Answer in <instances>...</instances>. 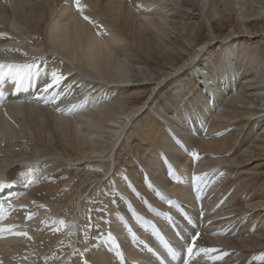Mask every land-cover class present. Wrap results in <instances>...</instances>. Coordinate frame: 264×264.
Returning <instances> with one entry per match:
<instances>
[{
    "label": "bare ground",
    "instance_id": "1",
    "mask_svg": "<svg viewBox=\"0 0 264 264\" xmlns=\"http://www.w3.org/2000/svg\"><path fill=\"white\" fill-rule=\"evenodd\" d=\"M11 1L13 2L12 11L14 10L13 7H15V13L13 11L15 19H12L5 13V8H7L6 3L0 0V23H4L7 26L5 28L14 33L13 38L0 36V51L4 50V52H0V63L39 65V68L34 70L33 74L21 73L25 78L19 85L17 84V79L14 77L15 82L11 86V92L3 94V98L0 99V140H2L3 136H9L10 132L14 131L8 140L3 139L0 141V177L1 173L17 164L21 167H18L19 171L16 176L18 178V184L9 195L18 196L12 205H25L22 208L12 210L11 216L6 221L1 222L0 227L6 228L10 220L23 215V213L28 214L29 212H33L36 215L35 218L30 219V222L26 223L22 221L20 224L21 227L18 231H25L35 239L32 241L33 243L35 242V247L28 252H21V255L30 258H36L41 255L39 258L40 264H87V262L91 264H134L135 261H141V259L144 260L142 261L143 264H175L174 262H160L154 255L148 254V250L145 248V245H147L146 242L150 239L144 232L142 224L144 220L155 222L158 213V220L162 224L173 221L174 225L178 227L176 233L179 234L177 239L180 243L177 241L176 243H178L179 249H181L182 244L191 243L192 241H195L196 252L201 248H214L212 243H220L221 239L219 238H210L209 244L205 243L203 240L196 238L195 231L199 230L202 232L208 225L216 224L209 223V219L213 215L219 217L221 215L220 212H223V214L236 212V208L238 209L236 206L238 204L235 203H237L236 201L240 198L243 191L248 188L250 182L240 184V178L228 180L225 174H230V170L222 169L219 166L222 162H217L216 164L207 163L208 160L202 154L209 152L226 156L227 153L234 155L237 152L234 144L230 143L239 137L235 139H232L233 136L231 135L223 137L224 133L220 131L222 130L221 128L226 129L229 125L233 126L237 116L244 117L247 123H249V119H255L251 123L253 130L256 128L255 126L260 130L264 129L262 128L264 114L260 115V112L240 113V115L236 114V116L231 110H229L231 113L228 114V112L221 111L219 107V102L223 98V91L227 93L222 88L225 87L224 79H228L227 83L233 89L237 87L236 85L238 84L236 83L239 82H235L236 80L234 82L230 81L233 78L238 79L237 75L239 72L235 69L237 66L234 65L233 60L227 57V55L232 53L230 50H233L232 46L234 42H229V44L226 40L227 37L222 39L223 43H225L223 50L224 56H221L223 58L218 56L221 62L220 64L214 63L211 66L206 63L209 72L205 71L206 68L197 69V71L193 68L199 64L200 56L211 40H205V42L197 44L191 52H189V49H185L184 52L187 54V58L181 62L183 64L179 63L180 65L177 67L173 65L175 74L183 69H192L191 71H194L192 74H188L190 84H187V87L190 88H187V91L189 89L188 93L193 98L187 97L188 100H186L187 98L183 99L184 96H182L183 94L180 88H176L177 90L174 88L173 94L171 93V100L174 102L175 111L180 113L182 109V114H179L180 117L176 120V114L173 115V112L167 113L171 119V124L179 128L176 131L179 130L181 132L182 135H179V137L182 141L185 136L184 140L186 145H182L181 149L180 144L182 141L180 139L174 140L172 138L174 141L169 142L166 137V130H162L160 126H156V122L155 124L149 121L145 128H140L138 132L140 143H137L136 146L131 145L132 149L130 154L133 157L130 159V165L133 166L130 168L131 171L128 174V179L134 180L133 173L138 174L139 170L134 166L137 162L141 164V168H146V170L148 168L153 173L154 171L156 173L168 171L169 173L167 172V175L164 174L157 177L155 183L153 182L152 184V187L154 186V194L160 198L159 204L154 207L150 205L152 208L149 211L136 209L139 211L130 212L125 210L126 208H120L119 205L122 201L119 200L118 205L116 202L117 199L113 197L120 188L130 196L129 186L125 183L126 178L122 179L123 177L119 178L114 175L112 167L114 161L113 154L120 142L123 141L125 143V135L128 137L126 134L127 128L132 124L131 122L133 120L135 122L137 118L145 113L144 108L148 102L144 101L137 108L131 107L126 110L123 107V102L127 100L125 97L127 92L133 95L138 91L130 87V85L132 86L130 84V74L131 70L134 69H132V64L128 61L127 45L137 48L139 53L157 62L158 57L156 53L153 55L154 50L152 51V48L150 50L152 53L149 52V45L152 47L154 39L157 41L156 43H164L163 40L166 41L170 37V32L168 31L175 25L173 26L170 21L172 13H170L169 2H174L175 0H81V5L84 8L83 15H87L91 20H94V23L96 19L101 20L93 27H90L92 26L90 22L84 20L83 15L77 11L75 0ZM45 1L48 8L44 7ZM184 1L196 2L199 8L198 10L202 13L206 11L207 3H209L207 0ZM221 2L225 8H230V10H224L227 13L226 15L220 12L219 8L217 9L216 4L215 6L213 5L212 14L208 18V24L211 27V24L218 19L221 20V25H227V29L231 28L233 26L230 17L233 14L232 11L234 13L236 11L241 13L242 17L238 21L241 22L240 26L246 31L250 30V26L247 25L248 23L250 24V22L255 20L256 22H264V7L260 11H257V15L250 16L248 15L249 11L247 9L248 7L251 8V6H247V0H221ZM47 9L50 12L49 17L41 28L46 43L43 42L40 44L39 40H34L31 45L24 46L31 50L28 55H25L24 47L20 49H9L8 51L11 52L9 58L12 59H9L7 62L5 60V45L23 44L22 42L16 41V39L19 41L22 40L18 38L22 32V25L26 24V27H37L41 13L47 12ZM128 42L130 44H127ZM42 51H50L52 54L55 52L58 56L55 58L50 56L41 58L38 54H45ZM228 52L230 53L227 54ZM16 57L19 59H16ZM63 57L67 58L69 65L64 63ZM239 57L243 59L242 66L247 61L252 64L254 62V59L247 52L242 53ZM263 64L261 63V65ZM243 68L246 70L245 66ZM239 69L242 70V68ZM54 70L61 74L63 73L62 75L67 77V79L58 88L51 89L48 93H45L43 92V88L51 82V72ZM195 71H199L198 74ZM224 75L226 77H223ZM138 76L136 79H138ZM10 77L13 76L10 75ZM89 79L93 82H89ZM140 79L142 80L143 78ZM161 81L155 83L156 85L152 84V95L156 90L161 89ZM239 83L241 84V81ZM195 87H198V89ZM6 89H9V86ZM6 89L4 88V91ZM57 92L59 93V97H57V103L53 104L51 100ZM66 95L68 97L67 99L64 98ZM111 95L114 96L113 99L110 98ZM225 95L224 97L226 98L229 94L227 93ZM196 96L197 100L203 104V110L200 115L195 116L196 104L194 102L191 103V100L196 98ZM104 97L109 98L104 99ZM45 98H47V101ZM86 100L88 103L84 104L81 108H77L71 115L59 114L55 110L56 107L69 109L72 105L83 104ZM223 100L227 101L226 99ZM142 111L144 112L141 113ZM185 118L186 120L191 118L192 122L190 124L192 123L191 126L193 125V128L180 129L184 126L181 120ZM13 120L21 123L25 131L10 128L7 123ZM188 120L187 122H189ZM240 121H243V119ZM4 124L5 126H3ZM52 131L60 136L59 142L65 146V150L64 148H62L63 150L58 149L54 145L57 137L54 133H51ZM172 131H175V129ZM217 131L219 132L217 133ZM204 133L210 134L204 135ZM214 133L217 134L210 138L209 135ZM24 140L29 141L30 144L34 142L36 151L33 154L23 150L12 153V149L23 144L22 142ZM38 142L41 145H38ZM71 148L76 152L75 156H72L68 151ZM193 153H198L200 159H195L192 155ZM256 153L253 156H249L248 163L256 159V157H261V153ZM147 158L149 160H147L148 167H146L145 162H142ZM164 159H167V164L162 163ZM241 164L242 162L239 165ZM79 168H82L80 170L83 173L85 172L84 174L86 175L89 174V177L92 179L97 175L99 177L101 176V178L96 177L97 179L92 180V185L90 182L88 186L83 183L86 187L80 191L79 201L75 204V210L71 208L70 211L68 203L76 197V192L73 195L72 191L76 189L79 192L81 185V183L79 184L80 179L73 183L69 180H62L60 182L61 185H58L59 183L49 185L50 177L47 176L44 178L42 174L46 175L48 173V175H51L63 170H77ZM231 173H234V171L231 170ZM205 174L207 175L201 182H197L194 179L196 176H205ZM15 175V172L11 173L8 179H14ZM155 175L158 176L157 174ZM28 176H34V181L37 180L40 182L41 180L42 185L39 190L45 193L44 196L39 195L40 197H38L34 193L37 190L36 188L33 191H28L34 185V181L31 182ZM42 176L43 179H41ZM111 176L114 177L112 180ZM76 178L78 177L76 176ZM113 180L116 181L120 188L117 187ZM0 184L2 183L0 182ZM234 186L235 189L231 192ZM67 187L69 189L65 190ZM4 188H0V192ZM90 188L91 191L86 197L85 193ZM228 194H231V196ZM84 196L83 201H80ZM225 196H227V199ZM95 197L100 199L98 203V207L101 206L100 211H98L97 206L95 208L91 203L87 204L89 200H93ZM20 198L28 201V203H22L19 200ZM225 199L226 201L222 206H219L218 204ZM104 200H107L108 204L112 207L109 211L102 210L105 208L100 204ZM169 200L171 204L167 202ZM175 203L184 204L189 216L184 217L178 212L174 208ZM85 204H87V208L84 206ZM152 209H155V211ZM39 211L47 215L43 221L37 219ZM70 213L72 215H70L71 220L69 222L67 216ZM164 213H167L165 217L162 215ZM133 215L137 216L136 220V216L134 217ZM214 219L212 218V220ZM61 220L65 222L64 225L59 223ZM231 220L233 219L228 218L223 221L227 224ZM89 231L91 233L90 239L88 237ZM102 232H104L103 235ZM221 232L224 231L222 230ZM110 235L114 237L113 241L110 240ZM22 240L23 238H19L20 242ZM6 242L10 243L11 239L6 240ZM27 244L29 245L30 242ZM243 245L245 248H253L252 243L244 242ZM217 251L218 256L223 253L222 250L217 249ZM222 257L221 260H217L218 258H215V252L210 251L206 254L200 253L194 256L193 261L190 263H185L181 259V264H257V261H253L257 260L255 251L240 250L229 253L228 257L225 255Z\"/></svg>",
    "mask_w": 264,
    "mask_h": 264
},
{
    "label": "rangeland",
    "instance_id": "2",
    "mask_svg": "<svg viewBox=\"0 0 264 264\" xmlns=\"http://www.w3.org/2000/svg\"><path fill=\"white\" fill-rule=\"evenodd\" d=\"M185 2L186 1H184V0L183 1L182 0H175L174 2H171V1L169 2V4H170L169 9L171 11L170 13H172L171 17H170V21H171L172 25L173 26L175 25V26L172 27L171 29H169L168 32H170L169 33L170 37L166 41L163 40L165 44L164 43H156L157 41H155V39H154V41L152 43V47H151V45H149V49H148L149 52H151L150 51L151 48H152V51L154 50L153 55L156 53V55L158 57V61L156 60L157 62H154L153 60H151L152 58H147L144 55H142L141 53H139L137 48L127 45L128 61L132 64V66H131L132 69H134V70L137 69L135 71L131 70L130 84H132V86L130 85V87L135 89V90L137 89L140 92L138 93V91H136V94H133V95L132 94L130 95V93L127 92V94L125 95L127 100L123 102V105H124L123 107L126 110L130 109L131 107L137 108L139 105L143 104L144 101L148 102V104L144 108L145 113H143L144 111H142L141 113H143V114L141 116L139 115L140 117L137 118V120H135V122H134V120L131 122L132 124H130L129 127L127 128L126 134L128 137H126V135H125V143L123 141L120 142V144L118 145L117 149L115 150V152L113 154L114 161L112 163V167H113L114 175L118 176L119 178L123 177L122 179L126 178L125 179L126 181L128 178V174L131 171L130 168L133 166V165L132 166L130 165L131 164L130 159L133 157L132 154H130V151L132 149L131 147L136 146L137 143H140V139L138 137V132H139L140 128H142V127L145 128L147 122H149V121H151L153 123L156 122L157 123V124L155 123L156 126H158V127L160 126V128L162 130H166V137H167V140H169V142L170 141L173 142L175 139H180V141H182L181 138L179 137V135H182L181 132H179V130L176 131V129H179V128L174 127L171 124L172 123V122H170L171 119L167 113L173 112V115L176 114L175 115L176 120H177V118L180 117L179 114H182V111H181L182 109L180 110V113L175 111L174 102H173V100H171V96L173 94L172 92H173L174 88L175 89L178 87L180 88V90L182 91V94H183L182 96H184L183 99H185L187 97L193 98V97H190L191 95L188 93L190 88L187 87V84H190V81H188V77L194 71H191L192 69L191 70L183 69L182 71L175 74V69L173 70V65L177 67L178 65L183 64L181 62H183L187 58L186 57L187 54L184 52L185 49L186 50L189 49V52H191L193 49H195L197 44H199V43L201 44L202 42H205V40L206 41L211 40L206 45L208 48L205 47L204 51L202 52V54L200 56V60L198 62L199 64H197L196 66L194 65L195 67L193 66L194 67L193 69H195L196 71H197V69L200 70L201 68L202 69L206 68L205 71L209 72V69L207 68L206 63L210 64L211 66H213L214 63L220 64L221 62L219 61V57L224 56L223 50L225 48V43H223L222 39H225L227 37L226 40L228 43L234 42L233 46H232L233 50H230L232 53L233 52L234 53L227 55V57H230V60H233L234 65L237 66V67L235 66L236 67L235 69L239 72L237 75L238 79L233 78V80H230V81H233V82H234V80H236L235 82L241 81V84L239 82H237L236 83V84H238V85H236L237 87H235L233 89V88L229 87L230 84L227 83L228 79H224L225 81H223V82L225 83V87H222V88H223V90L225 89V91H227V93L229 95H227V97L225 98L224 96H226L225 94H227V93H224V91H223L224 94L222 93L223 98L219 102V107L221 108V111L228 112V114L231 113L229 111V110H231L234 113V115H236V114L240 115V113L246 114L248 112H252V113L260 112L259 113L260 115L264 114V113H262V112H264V64L261 65V63H264V22H262V21L256 22V20L253 22H250V24L249 23L247 24L250 26L249 27L250 30L246 31L245 29H243L240 26L241 22L238 21L242 17L241 13H239L237 11L234 13L232 11L233 14L230 17H231V22H233V24H232L233 26L231 27V28H233V30H231V28L227 29V25H225V26L221 25V20H218V19L214 23L211 24L212 25V27H211L208 24V18L212 14L211 11H212L213 5L215 6V4H216L217 9L219 8L220 9L219 11L223 12L226 15H227V13H225L224 10L226 9L228 11V10H230V8H225L223 3L221 2V0H207V2H209V3H207L208 5L206 6V11L204 13H202V12H200V10H198L199 8H198V5L196 2H193V3L191 1L190 2L187 1L186 3ZM247 4H248L247 6H251V8L248 7V9H247L250 14L248 12H246V13H248V15H250V16L255 15V14L257 15V11H260L262 9V7H264V0H262V1L261 0H247ZM12 6H13V2L10 0L8 5H6L7 8H5L6 9L5 13L8 14L9 17H11L12 19H15V17H14L15 16V14H14L15 13V11H14L15 7H13L14 8V10H13L14 13H13ZM44 7L48 8L46 1L44 2ZM208 8H209V11H208ZM49 13L50 12L48 9H47V12L45 11V12L41 13L37 27H34V26L31 27L29 25H28L29 27H26V24H24L25 26L22 25V27H21L22 32H21L20 36L18 37L22 40L19 41L18 39H16V41L22 42L24 44V46L31 45L34 40H36V41L39 40L40 44L43 42L46 43L45 36H43V32H42L41 28L44 25V23L46 22L47 18L49 17ZM239 16H240V18H239ZM223 17H225V16H223ZM99 21H101V20L96 19L95 24L99 23ZM5 27L7 28V26H5L4 23H2L0 25V28H1L0 29V35L13 38L14 33L12 31H10L9 29H6ZM90 27H93V26H90ZM191 27H193V28H191ZM211 28H212L213 33L211 31ZM234 32H236V33H234ZM210 33H212V34H210ZM214 34H216V35H214ZM231 34H232V37H231ZM198 35H199V37H198ZM235 35H239V36H235ZM215 36H216V38H215ZM25 37H26V39H25ZM212 38H213V40H212ZM23 40H24V42H23ZM16 44H14V45L18 46L21 43H16ZM127 44H130V43L128 42ZM161 44H163V45H161ZM226 45H228V44H226ZM5 46H6L5 54H7L9 52L8 51L9 48H7V45H5ZM181 50H183V51H181ZM26 51H27V48H26ZM0 52H4V50H2ZM21 52H23V51H21ZM42 52L45 54H42V55L38 54L41 58H44L46 56H50L52 58H55L56 56H58V54L55 52H54V54H50L51 53L50 51H47V52L42 51ZM246 52L251 55V57L254 59V62H253V64L249 63L248 61L246 63H243V66L246 67L245 68L246 70H244V68L242 66V60L243 59H242V57H239V56H241L242 53H246ZM229 53L230 52H228L227 54H229ZM25 55H28V53L25 52ZM221 58H223V57H221ZM63 61L66 65H69L67 63L68 60L66 57H63ZM239 68H242V70H240ZM196 71H195V73L198 74L199 71L198 72H196ZM139 73H141V74H139ZM166 74H167V76H166ZM209 75H210V73H209ZM137 76H138L139 80L136 79ZM223 77H226V76L224 75ZM140 78H143V79L141 80ZM161 79H162V81H161ZM132 80H134V81H132ZM135 80H136V83H135ZM164 80H165V83H164ZM160 81L162 83V85L160 87L161 89H158V91L156 90L157 92L155 91L152 95L151 89H152L153 85H156L155 83H159ZM96 82H98V81L96 80ZM133 82H134V85H133ZM193 85H195V84H193ZM130 87H128V88L130 89ZM187 88H189L188 91H187ZM195 88L198 89V87H195ZM249 89H251V90H249ZM217 91H218V88H217ZM220 91H222V90H220ZM125 92H126V90H125ZM230 97H231V99H230ZM188 98L186 100H188ZM223 99H226L230 103L223 100ZM111 102H112V100H111ZM193 102H194V104H196L195 106L197 107V108L195 107V113H194L195 116L200 115L201 111L203 110V104L197 100V96H196V98L191 100V103H193ZM232 102H234L233 105H231ZM200 103H201V105H200ZM183 104L185 105L184 101H183ZM224 108H226V109H224ZM195 116H193V117H195ZM167 118H169L170 120ZM241 118L243 119V121H240V120H242ZM244 119H245L244 117L237 116V119L235 120V122L237 124L234 122L233 126L232 125L231 126L229 125V127L227 126L228 129L227 128L226 129L221 128L222 130H220L224 133L223 137L224 136H230V135L233 136L232 139L239 137V138H237V140L230 143V144H234V148L237 151V152H235L234 155L232 153H227L226 156H224L221 154H212L209 152L204 153L202 155H204V157H206V159L208 160L207 163L216 164L217 162H222L220 164L221 166L224 167L222 169H226L227 171L230 170V174L229 173H228V175L225 174V177L228 180H235V179L240 178V181H241L240 184L250 182L249 186L245 191H243L240 198H238V200L236 201L237 203H235V204H238L236 206V207H238V209L236 208V212L225 213V214H223V212H220V214L222 216L219 214L220 215L219 217L213 215L209 219L210 220L209 223H211V224L216 223V224L208 225L207 226L208 228L207 227L204 228L202 230V232L201 231L199 232L198 230H196L195 235L199 239H202L205 243H208V244H209L210 238L221 239V242L220 243L217 242L216 244H217L218 250H222L223 253L221 255L217 256V258H218L217 260H221L220 257L225 255L226 251L223 249L225 247V249H227L229 251V253H234V252H237L240 250L255 251L256 255H257V260H253V261H257V264H264V129L260 130L257 126H255L256 128L253 130L251 123L254 122L255 119L254 120L249 119V123H247L246 120H244ZM187 120H186V118L181 120L182 125H184V126H182V128H180V129L185 130V129H191L194 127L193 125L191 126L192 123L190 124V122H192L191 118L188 120L189 122H187ZM198 121H199V119H198ZM136 122H138V123H136ZM243 125H245V126H243ZM201 128H203V127H201ZM262 128H264V124H263ZM174 129L176 132L172 131ZM235 131H237V132L235 133ZM174 132H175V134H174ZM218 132L219 131H217V133ZM228 132H230V133L228 134ZM241 132H243V133H241ZM51 133H54L55 136L57 137V140L55 139V141H54V145L57 146L58 149L63 150L62 148H64V150H65L66 149L65 146L61 145L59 142L60 136H58V134H56V132L52 131ZM217 133L211 134V135H209V137L212 138V136L216 135ZM205 134L207 135L210 133H204V135ZM184 139H185V136L183 138L182 143L180 144L181 149H182V145L183 146L186 145ZM127 140H128V142H127ZM28 142L29 141L24 140V142H22L23 144L16 146V147H14V149H12L13 150L12 153H17V152H20L23 150V151H27L30 154H33L34 151H36L35 143L32 142L30 144V142L29 143ZM38 145H41V144H39V142H38ZM52 148H55V147H52ZM41 151H44V150H41ZM68 151L70 152V154L72 156L76 155V152L72 148L68 149ZM256 152L261 153L260 154L261 157L260 156L256 157V159H253L254 161L252 160V161H249L250 163H248L247 160H248L249 156L250 155L253 156L254 154H257ZM144 160L145 161H142V162L143 163L145 162L146 167H148L147 166L148 165L147 163L149 161L148 158L144 159ZM241 162H242V164L239 165ZM162 163L167 164L168 163L167 159L166 160L164 159ZM134 166L139 171H138V174L133 173L134 180H130V181H132V185H128L130 197L133 198L134 203L132 202V205H131L127 201H125V202L123 201L124 203L122 202L119 205V203H118V201L120 200L119 195L115 194L113 197H114V199H117L116 202L120 206V208H122V207L124 209L126 208L125 210H127V211H130V212L139 211V210H135V211L128 210V209H132L133 207H136V209L149 211L152 208L150 205H152L153 207L157 206V204H159L158 202L160 200L159 196L154 194L155 193V191L153 189L154 186L152 187L153 182L155 183V179H157V177L162 176L164 174L167 175L169 172L168 171H165V172L161 171V173H156L154 171V173H153L152 170H150V169L148 170V168L146 170V168H145L144 172H146L147 175H144L143 174L144 172H141V164L139 162H137ZM80 169H82V168H79L77 170H74V169H72V170L68 169L66 171L63 170L61 172H56V174L53 173L54 176H52L53 174L44 175V178H46L47 176L50 177L49 182H48V184L50 183L49 185H54V183H59L58 185H61L60 182H62V180H69L70 182L73 183V182H76L77 180L80 179L79 180V184L81 183L80 190L78 189L79 192L76 191V189H74L72 191L73 195L75 194L74 192H76V197L74 198V200L72 199L71 202L68 203L70 211H71V208L73 210H75V207H76L75 204L77 203V201H79L78 197L80 195V191L84 187L88 186L90 183L92 185L91 181L95 180L96 177H99V175H97L95 178L92 179L91 177H89V174H87V175L84 174L85 172L83 173L82 170H80ZM231 170L234 171V173H231ZM150 174H151V177H150ZM155 174H157L158 176H156ZM76 176L78 178H76ZM74 178H76V179H74ZM99 178H101V176ZM136 178L138 179V181ZM41 179H43V176L41 177ZM88 179H90V180H88ZM126 181H125V183H127ZM34 185H33V188L29 189L28 191L29 192L33 191L36 188L37 190L34 191V193H36L38 197L44 196L45 193L40 192V190H39V188H41V185H42L41 180H40V182H34ZM149 185H151V186H149ZM140 186L143 188L141 189ZM67 189H69V188L67 187L65 190H67ZM234 189H235V186L232 188L231 192ZM144 190L146 191V193H144L145 192ZM90 191H91V188L87 193H85L86 197ZM147 192H149V194H147ZM163 192H165V191L163 190ZM228 195L231 196V194H228ZM49 196H50V194H49ZM49 196H47V197H49ZM85 196L82 199H80V201H83ZM149 196H151V197H149ZM155 196H156V198H155ZM227 196H225V198ZM219 199H218V201H219ZM226 199L221 203L219 202L220 204H218V205L222 206V204L226 201ZM218 201H217V203H218ZM99 202H100V199L95 197V198H93V200L92 199L89 200L87 204L91 203L95 208L97 206L98 211H100L101 206L98 207ZM135 202L136 203L138 202L137 205ZM87 204H85L84 206L86 207ZM100 205H102L103 208H105L102 210L109 211L110 209H112L111 205L108 204L107 200H104ZM79 210H80V208H79ZM71 213L69 214V216H67V220L69 222L71 220V216H70V215H72ZM133 216L135 217L136 215H133ZM136 218H137V216L135 217V220H136ZM212 218L213 219L215 218V219L212 220ZM228 218L233 219V220L229 221L227 223L228 224L227 225V224H225V222L223 220H227ZM219 219L220 220L223 219L221 223H219L220 222ZM201 225H202V222H201ZM236 225L237 226L239 225V226L237 227ZM209 228H210V230H209ZM222 230L224 232L225 231L226 232L225 233L221 232ZM208 232H212V233L208 234ZM91 233H92V230H91ZM91 233L89 231V234H88L89 239L91 237L90 236ZM215 236H217V237H215ZM88 237H86V238H88ZM202 237H204V238H202ZM244 242L250 243V244L252 243L253 248H251V249L245 248V246L243 245ZM211 249H214V248H211ZM225 256H227V255H225Z\"/></svg>",
    "mask_w": 264,
    "mask_h": 264
},
{
    "label": "snow or ice",
    "instance_id": "3",
    "mask_svg": "<svg viewBox=\"0 0 264 264\" xmlns=\"http://www.w3.org/2000/svg\"><path fill=\"white\" fill-rule=\"evenodd\" d=\"M75 5H76V9L78 12H80L82 15H83V12H84V8L82 7L81 5V0H75ZM83 19L86 20V21H89L90 23H94L93 21H91V19L87 16V15H83ZM39 68V65L37 64H28V65H13V64H5V63H0V84H3L4 83V80H5V75L6 74H11V76L15 77L17 79V84L19 85V83L21 81L24 80L25 76L22 75L21 73H27V74H33L34 70L38 69ZM38 74V73H36ZM67 77H65L64 75H62L61 73H59L58 71H52L51 72V82L48 83L44 88H43V92L45 93H48L49 90L51 89H55V88H58L61 83L66 80ZM57 97H59V93L57 92L56 95L52 98L51 100V103L53 104H56L57 103ZM3 98V92H0V99ZM65 99H67V95L64 97ZM45 100L47 101V98H45ZM88 101H84L83 104H80V105H72L71 108L69 109H63V108H60V107H56V112L59 113V114H73L74 111L77 109V108H81L84 106V104H87ZM193 157L197 160L200 159L199 157V154L198 153H193L192 154ZM207 174H205V176H196L194 177V179L197 181V182H201L205 179ZM176 179H178V177H176ZM151 186V185H149ZM2 187H7V185L5 184H0V188ZM169 204H171V201H167ZM153 211H155V209H152ZM4 213V209L2 207H0V221L4 220L5 219V216L3 215ZM159 215V213H158ZM29 219H31V215L28 217ZM59 223L61 225H64L65 222L63 220L59 221ZM14 227L15 226H10V227H7V228H3V227H0V234L4 233V232H10L12 233L13 235H16V236H27V233L25 232H16L14 231ZM0 238H3L2 236H0ZM28 239H31V237H28ZM194 244H195V241H192L191 242V245L192 246H188L187 247V254H188V257H189V260H191L194 256L196 255H199L200 253H208V252H215L217 250L215 249H207V248H201L198 250V252L194 251ZM225 255H227V253H225ZM223 257L221 256L220 259H222ZM0 264H3L2 261H0Z\"/></svg>",
    "mask_w": 264,
    "mask_h": 264
},
{
    "label": "water",
    "instance_id": "4",
    "mask_svg": "<svg viewBox=\"0 0 264 264\" xmlns=\"http://www.w3.org/2000/svg\"><path fill=\"white\" fill-rule=\"evenodd\" d=\"M203 82H206L205 80H202Z\"/></svg>",
    "mask_w": 264,
    "mask_h": 264
}]
</instances>
